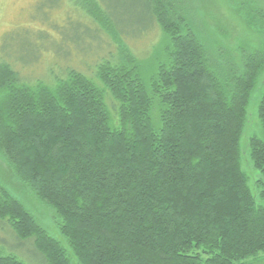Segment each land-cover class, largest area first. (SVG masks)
<instances>
[{"label": "trees", "instance_id": "1", "mask_svg": "<svg viewBox=\"0 0 264 264\" xmlns=\"http://www.w3.org/2000/svg\"><path fill=\"white\" fill-rule=\"evenodd\" d=\"M254 2L251 33L264 20V0ZM69 7L82 31L72 41L93 33L108 42L106 54L89 73L67 67L50 82H26L14 63H0V156L54 212L74 258L1 184L0 224L16 241H33L47 264L259 258L264 183L252 189L244 164L264 178V139H249L246 158L241 140L260 84L264 133V51L217 45L195 0ZM156 27V58L140 59L123 35ZM0 264L26 263L0 252Z\"/></svg>", "mask_w": 264, "mask_h": 264}, {"label": "rangeland", "instance_id": "2", "mask_svg": "<svg viewBox=\"0 0 264 264\" xmlns=\"http://www.w3.org/2000/svg\"><path fill=\"white\" fill-rule=\"evenodd\" d=\"M57 1L64 3L55 8ZM195 1L200 12L204 13L209 38L217 45L226 49L239 48L245 52L264 51V20L262 23L253 24L252 33L247 21L263 1L259 3H255V0ZM68 2L70 5V0H0V63H14L24 81L30 83L38 80L50 82L51 78L57 77L67 67L89 73L96 62L105 56L106 52L103 49L108 42L105 38L96 40L93 33L91 38L85 37L81 44L73 42L72 40L77 39L82 31L78 28L79 19L70 9ZM58 26L64 28L62 34ZM138 34L128 37L123 35V39L130 44L131 50L140 59H146L148 56L156 58L155 49L161 38L158 28L139 36ZM147 76H150V73ZM261 83H264V77ZM260 85L252 94L249 122L241 140L244 158L247 156L251 137L258 136L264 139V133L255 117V109L263 91ZM244 165L245 170L253 177L252 189L257 190L256 182L261 180L264 183V178L255 176L257 173L248 167L249 163ZM0 184L21 201L39 224L73 257L68 242L59 232L54 212L40 203L28 188L19 183L1 156ZM0 227L2 256H13L26 264H47L36 253L33 241L26 243L16 241L14 235L9 233L4 225L0 224ZM74 264H77L75 259ZM244 264H264V254L257 259L249 258Z\"/></svg>", "mask_w": 264, "mask_h": 264}]
</instances>
